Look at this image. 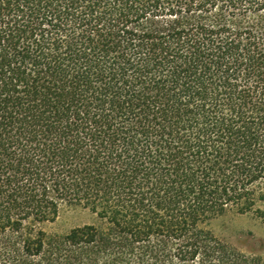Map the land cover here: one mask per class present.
Here are the masks:
<instances>
[{"label":"trees","instance_id":"obj_1","mask_svg":"<svg viewBox=\"0 0 264 264\" xmlns=\"http://www.w3.org/2000/svg\"><path fill=\"white\" fill-rule=\"evenodd\" d=\"M228 212L264 223V0H0V264H264Z\"/></svg>","mask_w":264,"mask_h":264},{"label":"rangeland","instance_id":"obj_2","mask_svg":"<svg viewBox=\"0 0 264 264\" xmlns=\"http://www.w3.org/2000/svg\"><path fill=\"white\" fill-rule=\"evenodd\" d=\"M90 218L85 211L65 210L55 223L46 227L65 232ZM212 227L220 237L242 252L257 254L264 259V223L255 215L228 212L215 219Z\"/></svg>","mask_w":264,"mask_h":264}]
</instances>
